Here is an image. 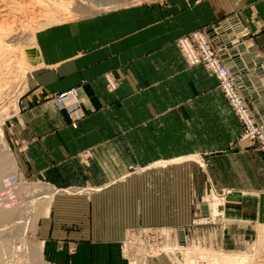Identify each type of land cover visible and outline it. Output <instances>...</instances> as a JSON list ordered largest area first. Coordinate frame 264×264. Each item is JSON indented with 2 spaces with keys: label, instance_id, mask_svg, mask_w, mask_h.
<instances>
[{
  "label": "crops",
  "instance_id": "crops-1",
  "mask_svg": "<svg viewBox=\"0 0 264 264\" xmlns=\"http://www.w3.org/2000/svg\"><path fill=\"white\" fill-rule=\"evenodd\" d=\"M218 2L207 0L184 12L134 6L45 35L50 45L43 46L42 65L18 101L13 134L19 143L26 141L20 156L36 180L79 191L55 194L47 215L39 218L37 235L52 263L87 264L94 260L91 253H101L98 260L108 264L103 254L109 258L138 220L150 218V203L158 200L150 201L149 188H163L166 172L178 176L181 158H175L182 154V139L191 153H199L197 104L212 109L220 123L228 118L229 105L215 79L202 66L185 62L179 37L217 29L215 45L256 118L264 121V0H243L235 14ZM73 87L80 101L76 128L53 101ZM186 122L190 130L182 135ZM204 128L209 148L220 137ZM249 144L236 143L231 150L239 158V175L251 164L253 180L221 185L214 178L221 170L208 159L213 187L264 194V151L250 153ZM253 198L254 205L264 202V195Z\"/></svg>",
  "mask_w": 264,
  "mask_h": 264
},
{
  "label": "rangeland",
  "instance_id": "rangeland-1",
  "mask_svg": "<svg viewBox=\"0 0 264 264\" xmlns=\"http://www.w3.org/2000/svg\"><path fill=\"white\" fill-rule=\"evenodd\" d=\"M74 1L77 3H72L70 7L73 10L65 9L60 13L57 10L52 21L28 31L23 39L14 42L19 44L21 41L20 47L16 45L18 48L13 50L14 53L2 52L3 57L0 54V59H5L0 60V162L3 161L4 166L0 180V209L3 211H6L4 207L10 201L14 200L20 208V203L23 202L21 198L28 193L52 188L45 182L36 180L27 170V160L19 152V149H25L26 141L19 143L13 134L18 101L28 89L29 77L42 65L43 46L50 45L51 39L46 40L45 35L49 34L51 37L54 34L52 31L63 24L134 6L184 12L207 0ZM242 1L219 0L218 7L235 14L241 12ZM74 5L78 7L75 8ZM181 37L176 40L179 51L178 40ZM227 108L228 118L222 116L223 122L220 123V116L212 109L206 112L197 104L196 138L199 153H191L182 139V154L175 158H181L177 162L178 176L173 178V173L166 172L165 180L169 181H164L166 185L163 183V188H149L150 201L158 200L153 206L150 203V218L138 220L136 226L127 231L116 251L109 254V258L107 254H103L102 258L109 260L108 264H213V260L224 256L244 258L245 262L242 264L264 262V202L260 206L252 203L253 197L264 194L254 193L249 188H215L206 173L210 168L208 159H212L215 161L213 168L221 170L214 177L221 185H232L242 178L252 181L254 178L251 164L246 166L248 171L241 175L238 173L240 170L235 167L236 159L239 158L231 149L238 143L240 134L238 137L236 135L240 129L229 107ZM204 126L212 137H220L209 148L204 143L205 140L207 142L206 135L201 132L204 131ZM180 129L182 135L188 133L189 124L181 123ZM185 146L187 147L184 149ZM249 146L252 148L250 153L253 150L264 151V146L258 142ZM182 157H191L193 160ZM40 217L25 230L15 223L17 221H0V264H54L37 235ZM91 254L94 255V260L91 259L87 264H102L101 259L98 260L101 253Z\"/></svg>",
  "mask_w": 264,
  "mask_h": 264
},
{
  "label": "bare ground",
  "instance_id": "bare-ground-1",
  "mask_svg": "<svg viewBox=\"0 0 264 264\" xmlns=\"http://www.w3.org/2000/svg\"><path fill=\"white\" fill-rule=\"evenodd\" d=\"M74 2V0H0V54L5 51L13 52L15 48H18L16 45L19 46L21 41L19 44L14 42L23 39L24 34L28 31H33L39 25L52 21L56 12L59 11L60 13L65 9L73 10L70 7ZM1 56L3 57V54ZM6 64L8 63L6 62ZM1 162L0 180L2 179V172L4 170L3 161ZM77 190L49 188L28 193L24 198H21V201H23L20 203L22 208H19L14 200L9 203L7 202L8 204L4 207L6 211L0 209V221H17L15 223L18 226H23L25 230L31 223L38 219V216L47 215L49 205L55 194H72L79 192ZM23 240L25 241V239ZM27 251L29 250L27 249ZM244 262V258H238L236 256H224L220 259L213 260V264H242Z\"/></svg>",
  "mask_w": 264,
  "mask_h": 264
},
{
  "label": "built area",
  "instance_id": "built-area-1",
  "mask_svg": "<svg viewBox=\"0 0 264 264\" xmlns=\"http://www.w3.org/2000/svg\"><path fill=\"white\" fill-rule=\"evenodd\" d=\"M217 29L199 28L178 41L183 59L190 66H202L211 75L231 111L241 125L238 143L258 142L264 146V121L257 119L253 108L241 94L238 76L234 75L221 56V50L214 43ZM59 109L66 111L70 125L76 128L75 117L80 108L77 88H70L53 97ZM26 144V142H24Z\"/></svg>",
  "mask_w": 264,
  "mask_h": 264
}]
</instances>
